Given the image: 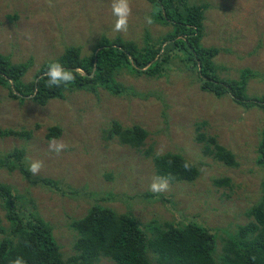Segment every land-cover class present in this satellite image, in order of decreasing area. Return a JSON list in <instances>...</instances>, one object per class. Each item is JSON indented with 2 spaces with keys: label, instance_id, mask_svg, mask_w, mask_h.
Masks as SVG:
<instances>
[{
  "label": "rangeland",
  "instance_id": "374dc122",
  "mask_svg": "<svg viewBox=\"0 0 264 264\" xmlns=\"http://www.w3.org/2000/svg\"><path fill=\"white\" fill-rule=\"evenodd\" d=\"M198 1L210 4L201 43L222 49L212 59L217 72L225 78L238 79L240 70L250 67L258 75L249 76L246 94L263 93L264 0ZM112 2L0 0V53L12 62L31 58L22 78L28 81L41 63L54 59L68 45H78L81 55H88L103 34L139 42L144 27L153 37L170 29L155 21L147 23L146 17L152 12L147 0H129L132 12L128 30L115 32L117 17L112 13ZM14 13L17 18L10 16ZM116 79L143 96H116L100 88L98 95L85 90L67 91L63 98L38 105L30 97L13 99L7 88L0 86V126L27 129L39 125L30 139L0 137V153L24 146V164L41 161L43 166L37 175L61 179L69 194L30 184L18 168H0V181L32 197L35 211L51 225L64 258L74 253L77 236L70 222L83 216L92 204L130 212L141 224L152 220L178 224L196 219L216 231L217 251L221 253L220 238L249 221L245 212L262 194L264 167L256 162L262 110L246 109L229 96L217 97L202 91L186 67H171L160 76L123 69ZM113 118L125 126L141 125L148 131L146 146L152 148V153L163 148V152L182 155L197 166V178L193 182H169L166 192L146 196L145 193H154L149 186L158 177L152 156L116 139H103V130ZM201 121L206 122L202 131L215 134L233 152L236 167L201 151V144L195 140L196 122ZM52 125L60 126L62 131L49 140L45 134ZM52 140L63 141L67 147L59 154L50 151L48 144ZM219 177H230L231 184H215L213 180ZM107 194L111 197L102 200ZM4 213L0 204V226L8 230ZM97 264L112 263L102 259Z\"/></svg>",
  "mask_w": 264,
  "mask_h": 264
},
{
  "label": "trees",
  "instance_id": "16d2710c",
  "mask_svg": "<svg viewBox=\"0 0 264 264\" xmlns=\"http://www.w3.org/2000/svg\"><path fill=\"white\" fill-rule=\"evenodd\" d=\"M147 1L152 6L150 16L153 21L170 26L166 33L153 37L144 27L139 42L121 35L109 38L103 34L88 55H81L78 45H68L57 57L41 63L34 78L28 81L22 78L29 69L31 58L12 62L7 55L0 53V86L8 89L9 97L21 100L30 97L38 105L63 98L67 91L85 90L98 95L100 88L116 96H143L118 81L116 74L124 69L147 76H160L171 67L179 70L186 67L195 76L202 91L217 97L229 96L246 109L255 107L262 110L256 160L264 166V92L256 96L246 94L249 76L258 75L250 67L241 69L238 79L225 78L217 72L212 59L222 49L201 44L205 14L210 4L198 0ZM10 16L17 18L16 13ZM54 62L72 71L75 80L67 86L49 87L45 73ZM77 69L86 75L81 76ZM205 123L196 122L195 127V140L201 144V151L230 167H236L238 162L233 152L221 144L215 134L201 130ZM38 126V123L27 129L0 126V137L30 139ZM61 131L60 126L52 125L45 136L51 140L58 137ZM102 135L103 139H116L123 145L141 150L146 156L151 155L155 175L169 182H193L199 174L195 164L176 152L167 151L159 156L152 153V148L146 146L148 131L139 124L125 126L113 118ZM25 156L24 146H15L0 153V168H18L30 184L61 195L69 194L67 185L61 179L33 176L23 162ZM185 162L191 163L190 169L183 167ZM213 182L230 185L231 179L219 177ZM145 195L156 196L155 193ZM109 197L107 194L101 199ZM0 204L9 222L8 230L0 226L3 233L0 238V264H13L17 258L25 264H97L102 259L112 264H264V182L260 199L245 212L249 221L237 225L235 231L220 238L223 242L221 253L217 251L216 231L196 219L178 224L154 220L141 224L130 212L120 213L109 206L92 204L83 216L70 222L69 226L77 236L73 243L74 253L64 258L51 225L35 211L30 195H21L13 185L0 181Z\"/></svg>",
  "mask_w": 264,
  "mask_h": 264
},
{
  "label": "clouds",
  "instance_id": "9594fccd",
  "mask_svg": "<svg viewBox=\"0 0 264 264\" xmlns=\"http://www.w3.org/2000/svg\"><path fill=\"white\" fill-rule=\"evenodd\" d=\"M131 12L132 9L129 0H113L112 13L115 17H117L113 31L127 32L129 26V17L131 16ZM146 21L148 24H152L153 18L151 16L146 17ZM77 71L80 73L81 76L86 75L83 71L79 69H77ZM45 75L48 77L47 83L49 87L52 86L59 87L62 84L67 86L75 80V75L73 74V72L66 70L59 62L51 63L49 70L45 73ZM48 147L50 151L59 154L62 150H64L67 147V145L63 141L57 142L56 140H52L49 142ZM162 153H163V148H160L158 149L156 155L159 156ZM258 165L262 166L260 164ZM42 166L43 165L41 161H32L28 166V170L33 174V176H35L39 174ZM191 166L192 165L190 162H185L183 165L185 169H190ZM168 188H169L168 179L156 177L153 179L152 183L150 184L149 191L154 193H162V192H166ZM13 264H25V262L21 258H17L13 262Z\"/></svg>",
  "mask_w": 264,
  "mask_h": 264
}]
</instances>
